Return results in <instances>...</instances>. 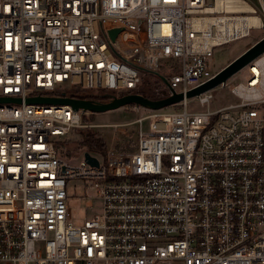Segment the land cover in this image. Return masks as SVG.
Segmentation results:
<instances>
[{
  "label": "built area",
  "instance_id": "1",
  "mask_svg": "<svg viewBox=\"0 0 264 264\" xmlns=\"http://www.w3.org/2000/svg\"><path fill=\"white\" fill-rule=\"evenodd\" d=\"M254 29L264 0H0V96L22 100L0 103V264H264V53L230 85L237 102L212 109L206 91L202 110L147 109L136 146L111 144L104 161L90 152L98 166L51 139L88 126V112L25 102L136 93L161 59L176 68L154 91L186 93L215 76V48ZM75 179L102 198L82 225L68 219Z\"/></svg>",
  "mask_w": 264,
  "mask_h": 264
},
{
  "label": "rangeland",
  "instance_id": "2",
  "mask_svg": "<svg viewBox=\"0 0 264 264\" xmlns=\"http://www.w3.org/2000/svg\"><path fill=\"white\" fill-rule=\"evenodd\" d=\"M263 36L264 29H254L252 30L251 37L247 39L215 48L214 55L210 58L213 71L217 73L247 48L260 40ZM176 63L177 60L175 59H161L158 71H148L142 69L141 76L143 84L136 93H141L149 97L158 95L154 91L155 87H167V84L160 78V76H167L171 70L175 71ZM250 76L251 74L249 72V68L246 66L228 79V86L218 85L209 90V94L212 96L211 108H224L231 103L237 102V98L231 93L230 85H235L240 82L245 83ZM108 92L114 91L110 90ZM188 100L189 110L204 109L196 98H190ZM182 109V102L164 108V110L168 112L179 111ZM146 113H148L147 109L138 110L137 106L131 105L103 113L88 112L84 115V123L88 126L76 129L64 138L52 136L51 139L54 141L58 140V142H60L58 149L60 150L61 155L70 159L72 163H78L83 160L86 148H79L78 143L82 139V135L85 131H92L102 136L106 140L108 148L111 144H114L119 148L131 149L135 147L138 142L139 123H137L136 120L142 114ZM150 122L151 120H145L143 122L144 130L149 129ZM115 123L121 124L117 132H115V128L113 126H109V124ZM95 124L96 126H91ZM93 154L98 155L101 161H104V157L102 155L94 152ZM68 192V205L70 211L68 219L75 225H82L86 219H90L101 212L102 198L98 196L97 190L93 187L92 182L84 179L71 180L68 184Z\"/></svg>",
  "mask_w": 264,
  "mask_h": 264
},
{
  "label": "water",
  "instance_id": "3",
  "mask_svg": "<svg viewBox=\"0 0 264 264\" xmlns=\"http://www.w3.org/2000/svg\"><path fill=\"white\" fill-rule=\"evenodd\" d=\"M123 28H113L109 30V34L113 41ZM264 53V36L229 62L221 70H219L213 78L204 84L189 90L188 92H176L172 89V94L159 99H153L141 93H127L124 95H111L104 101H97L88 98H76L69 95H36L28 97L25 102L28 104H46V105H69L75 111H85L91 113H103L120 109L125 106H138L151 110H159L167 108L171 105L178 104L190 98H195L200 94L211 90L212 88L225 84L230 77L246 67L254 59ZM162 80L168 85L166 77L161 76ZM20 98H11L8 96H0V103H21ZM86 159L93 165L98 166V159L89 151L85 152Z\"/></svg>",
  "mask_w": 264,
  "mask_h": 264
},
{
  "label": "trees",
  "instance_id": "4",
  "mask_svg": "<svg viewBox=\"0 0 264 264\" xmlns=\"http://www.w3.org/2000/svg\"><path fill=\"white\" fill-rule=\"evenodd\" d=\"M49 95H69L76 98H88L97 101H104L111 97V95L116 94L115 92H108L106 90L99 91H82L77 89H65L60 91L49 92ZM127 93H120L124 95ZM147 96V95H145ZM167 95H155L151 98L159 99ZM60 146V142H56V148ZM79 148H86V151L94 152L102 156H106L108 150V144L106 140L99 134L92 131H85L82 135V139L78 143Z\"/></svg>",
  "mask_w": 264,
  "mask_h": 264
},
{
  "label": "bare ground",
  "instance_id": "5",
  "mask_svg": "<svg viewBox=\"0 0 264 264\" xmlns=\"http://www.w3.org/2000/svg\"><path fill=\"white\" fill-rule=\"evenodd\" d=\"M248 20H250V21H256L257 18L256 17H250V18H248Z\"/></svg>",
  "mask_w": 264,
  "mask_h": 264
}]
</instances>
